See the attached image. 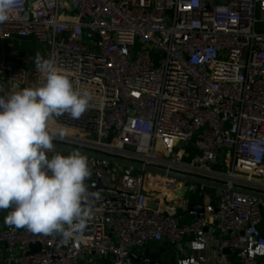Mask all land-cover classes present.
<instances>
[{
	"label": "built area",
	"instance_id": "obj_1",
	"mask_svg": "<svg viewBox=\"0 0 264 264\" xmlns=\"http://www.w3.org/2000/svg\"><path fill=\"white\" fill-rule=\"evenodd\" d=\"M26 37L92 95L80 118H53L66 132L56 141L264 194V0H18L0 24V95L43 80L9 59ZM88 164L100 198L84 238L5 224L0 264H131L151 242L179 264H264V197L216 189L200 216L184 202V220L171 205L184 181Z\"/></svg>",
	"mask_w": 264,
	"mask_h": 264
},
{
	"label": "clouds",
	"instance_id": "obj_2",
	"mask_svg": "<svg viewBox=\"0 0 264 264\" xmlns=\"http://www.w3.org/2000/svg\"><path fill=\"white\" fill-rule=\"evenodd\" d=\"M18 0H0V24L8 21ZM42 82L0 95V210L5 224L33 234L59 236L63 243L84 238L93 215L87 158L78 150L51 156L53 141L66 132L53 128L54 117L78 119L92 95L62 73L54 60L36 54ZM181 264H190L181 261Z\"/></svg>",
	"mask_w": 264,
	"mask_h": 264
},
{
	"label": "water",
	"instance_id": "obj_3",
	"mask_svg": "<svg viewBox=\"0 0 264 264\" xmlns=\"http://www.w3.org/2000/svg\"><path fill=\"white\" fill-rule=\"evenodd\" d=\"M92 34V32H90ZM54 148L57 150L65 151L71 153L74 150L80 151L86 158L89 160L90 158H97L109 161L110 163H115L123 166L132 167L137 170H144V171H151L155 173H160L164 175H169L171 177L180 179L184 181L187 186L181 187L177 192V197L182 202H187L190 210L197 211L198 216L201 215V213L205 210V203H206V194L204 191H197L198 186H205L206 188H214V189H229L231 191H237V192H245L251 195L264 197V194L243 188L238 186H228L224 182L214 181L210 179H206L203 177H199L192 174H187L183 172L178 171H166L165 169L151 166V165H145L144 163L137 161L135 159H129L124 158L120 156L110 155L106 153H101L95 150H90L70 144H66L63 142H59L54 140ZM124 191V189H122ZM129 193H131L130 190H127ZM193 197H199L201 202H197L196 200H193ZM153 206H155V203H152ZM31 250L35 251L39 249L40 244H31ZM224 253H230L229 249H225ZM132 258L131 264H179V253L176 248L174 247H163L159 246L156 249H153V247L147 246L142 251H132L130 254Z\"/></svg>",
	"mask_w": 264,
	"mask_h": 264
},
{
	"label": "rangeland",
	"instance_id": "obj_4",
	"mask_svg": "<svg viewBox=\"0 0 264 264\" xmlns=\"http://www.w3.org/2000/svg\"><path fill=\"white\" fill-rule=\"evenodd\" d=\"M86 43L88 45H91L90 39L86 38ZM8 52L10 54V61L18 66L32 69L36 68L35 66V58L36 54L39 53L42 57L47 58V47L45 44L40 42L34 37H26V38H14L9 42V45L7 47ZM58 153L62 155H69V152H62L58 151ZM136 173H141V170H136ZM201 187V191H204L206 189L207 193L210 194L212 197H214V194L216 192V189L214 188H206L205 186H198ZM156 189L162 190L161 188H158L156 186ZM207 201V200H206ZM91 260H94L95 256H90ZM98 263L101 262V259L96 258L95 259Z\"/></svg>",
	"mask_w": 264,
	"mask_h": 264
},
{
	"label": "crops",
	"instance_id": "obj_5",
	"mask_svg": "<svg viewBox=\"0 0 264 264\" xmlns=\"http://www.w3.org/2000/svg\"><path fill=\"white\" fill-rule=\"evenodd\" d=\"M201 187H198L197 188V191H201ZM204 192L206 194V203L209 201V198L211 200V195L207 193L206 189H204ZM193 200H196L197 202H201V200L199 199V197H193ZM171 205H172V208L179 214L181 215L182 219L184 220H189L191 219V217L189 216L188 214V211L189 209H187V205L182 202L181 200L179 201H173L171 202ZM11 210V209H8V210H0V231L4 228L5 226V222H4V218L7 214V212ZM148 246L150 247H153V249H156L157 247L159 246H163V247H167V248H170L168 247V244L165 243V242H151ZM209 252H212L211 250H209ZM206 264H212L211 263H206Z\"/></svg>",
	"mask_w": 264,
	"mask_h": 264
}]
</instances>
